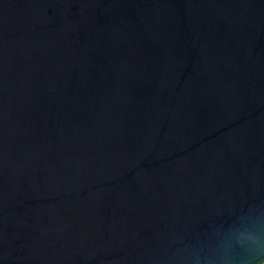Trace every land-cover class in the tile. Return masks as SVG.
<instances>
[{
	"label": "water",
	"instance_id": "1",
	"mask_svg": "<svg viewBox=\"0 0 264 264\" xmlns=\"http://www.w3.org/2000/svg\"><path fill=\"white\" fill-rule=\"evenodd\" d=\"M0 264H264V0H0Z\"/></svg>",
	"mask_w": 264,
	"mask_h": 264
}]
</instances>
